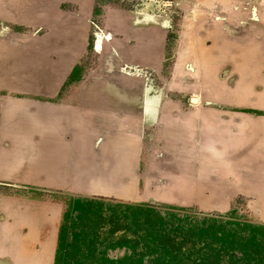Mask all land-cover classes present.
Wrapping results in <instances>:
<instances>
[{
  "label": "crops",
  "instance_id": "1",
  "mask_svg": "<svg viewBox=\"0 0 264 264\" xmlns=\"http://www.w3.org/2000/svg\"><path fill=\"white\" fill-rule=\"evenodd\" d=\"M63 1L78 2L79 10H62L59 0H0V23L31 19L49 28L44 36L0 30V185L36 190L0 194V242L11 253L0 254V264H54L62 205L46 199L50 192L208 208L225 207L243 192L264 217V120L257 123L264 110L190 109L182 93L187 78L151 76L162 75L170 14L113 10L98 34L94 65L74 78L88 48L94 0ZM231 1L234 7L242 0ZM190 5L171 0L172 7ZM236 7L244 14L231 9L227 17L241 25L217 30L218 37L264 39V0ZM225 44L196 49L202 101L238 102L204 93L205 73L215 63L221 71L222 54L243 56L244 68L260 67L264 80L255 48ZM241 120L255 127L242 133Z\"/></svg>",
  "mask_w": 264,
  "mask_h": 264
},
{
  "label": "rangeland",
  "instance_id": "2",
  "mask_svg": "<svg viewBox=\"0 0 264 264\" xmlns=\"http://www.w3.org/2000/svg\"><path fill=\"white\" fill-rule=\"evenodd\" d=\"M59 1L60 8L66 12L79 10L78 2ZM143 1H93L88 7L89 44L80 59L81 72L76 71L74 78L83 77L94 65L97 37L110 12L140 9L162 15L170 14L174 22L167 33L166 61L162 75L159 71H151V76H157L158 81L172 75V80L187 78L182 93L188 96L190 109L228 106L264 110L262 71L255 65L254 70H246L244 66L248 65L240 61L243 57L240 55L234 58V54L229 52L222 54L219 57L221 71L215 63L208 68L202 80V84L206 85L205 94H229L237 97L238 102L202 101L196 91L198 78L202 76L196 59L199 46L221 47V43L237 47L248 45L259 53L254 54V58L260 62L264 58L260 49H256L264 47V39L253 37L246 42L239 35L238 38L230 39L226 36L227 32L224 37H218L217 30L223 33L229 30L228 26L241 25L238 21L237 24L229 21L227 15L240 11L242 16L243 8L236 6L243 0L238 1L234 7L230 5L231 0H190L192 5L186 8L172 7L171 0H150L151 3H148L149 0L147 3ZM209 14L221 15V21H209L207 17L212 18ZM34 21L0 23V30L10 29L44 36L43 33L49 31V28L37 25ZM180 61L186 67L176 70ZM227 63L232 66L223 69ZM216 77L221 81L218 88ZM212 82H215L213 87L210 86ZM257 118H260L257 123L264 120L263 116ZM236 125L242 133L255 127L254 122L249 120L238 121ZM31 191L36 190L25 186L0 185V194L9 193L15 197L26 196ZM46 199L59 201L62 205L54 264H264V217L254 213L252 205L255 199L247 193L236 192L228 205L222 208L56 192H50ZM0 244V254H11L2 242Z\"/></svg>",
  "mask_w": 264,
  "mask_h": 264
}]
</instances>
